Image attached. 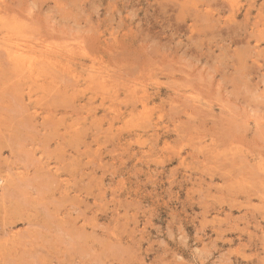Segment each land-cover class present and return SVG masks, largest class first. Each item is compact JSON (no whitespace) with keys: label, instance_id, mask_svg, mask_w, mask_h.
<instances>
[{"label":"rangeland","instance_id":"1","mask_svg":"<svg viewBox=\"0 0 264 264\" xmlns=\"http://www.w3.org/2000/svg\"><path fill=\"white\" fill-rule=\"evenodd\" d=\"M0 23V264H264V0Z\"/></svg>","mask_w":264,"mask_h":264},{"label":"bare ground","instance_id":"2","mask_svg":"<svg viewBox=\"0 0 264 264\" xmlns=\"http://www.w3.org/2000/svg\"><path fill=\"white\" fill-rule=\"evenodd\" d=\"M0 24H1V23H0ZM4 26H5V25H4ZM1 29H2V28H1ZM3 43H4V42H3ZM18 46H19V45H18ZM9 52H11V51H9ZM18 53H19V52H18ZM22 53H23V52H22ZM8 56H9V55H8ZM14 56H15V55H14ZM12 57H13V56H12ZM26 73H27V72H26ZM48 73H49V72H48ZM29 74H30V72H29ZM49 77H50V76H49ZM42 78H43V77H42ZM75 160H76V159H75ZM43 162H44V161H43ZM48 163H49V162H48ZM44 164H45V162H44ZM45 165H47V163H46ZM47 168H48V167H47ZM51 168H52V166H51ZM54 171H55V170H54ZM57 172H58V171H57ZM57 172H56V173H57ZM58 173H59V172H58ZM57 175H60V174H57ZM54 177H55V176H54ZM56 177H57V176H56ZM1 179H2V178H1ZM4 179H5V178H4ZM2 182H3V181H2ZM46 183H47V182H46ZM66 183H67V182H66ZM68 183H69V182H68ZM67 186H68V184H67ZM70 188H71V187H70ZM60 190H61V189H60ZM69 190H70V189H69ZM69 190H68V191H69ZM61 191H62V190H61ZM64 191H65V190H64ZM66 191H67V190H66ZM66 191H65V192H66ZM68 191H67V192H68ZM68 194H69V193H67V195H68ZM4 211H5V210H4ZM9 211H10V210H9ZM11 211H12V210H11ZM6 212H7V211H6ZM4 213H5V212H4ZM10 214H11V213H10ZM3 215H4V214H3ZM15 215H16V214H15ZM13 216H14V215H13ZM14 218H15V216H14ZM4 219H5V218H4ZM5 220H6V219H5ZM5 224H6V223H5Z\"/></svg>","mask_w":264,"mask_h":264}]
</instances>
